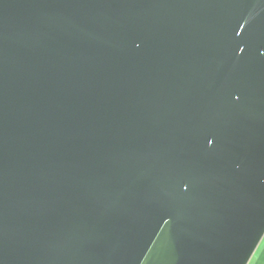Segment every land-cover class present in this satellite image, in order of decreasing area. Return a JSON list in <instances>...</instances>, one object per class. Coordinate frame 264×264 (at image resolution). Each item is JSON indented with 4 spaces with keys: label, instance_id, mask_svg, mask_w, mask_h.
<instances>
[{
    "label": "water",
    "instance_id": "water-1",
    "mask_svg": "<svg viewBox=\"0 0 264 264\" xmlns=\"http://www.w3.org/2000/svg\"><path fill=\"white\" fill-rule=\"evenodd\" d=\"M264 236V0H0V264H248Z\"/></svg>",
    "mask_w": 264,
    "mask_h": 264
},
{
    "label": "crops",
    "instance_id": "crops-1",
    "mask_svg": "<svg viewBox=\"0 0 264 264\" xmlns=\"http://www.w3.org/2000/svg\"><path fill=\"white\" fill-rule=\"evenodd\" d=\"M248 264H264V241H261Z\"/></svg>",
    "mask_w": 264,
    "mask_h": 264
},
{
    "label": "rangeland",
    "instance_id": "rangeland-1",
    "mask_svg": "<svg viewBox=\"0 0 264 264\" xmlns=\"http://www.w3.org/2000/svg\"><path fill=\"white\" fill-rule=\"evenodd\" d=\"M261 241H264V236H263V238L261 239ZM261 241H260V242H261ZM249 261H250V260H249ZM248 263H249V262H248Z\"/></svg>",
    "mask_w": 264,
    "mask_h": 264
}]
</instances>
